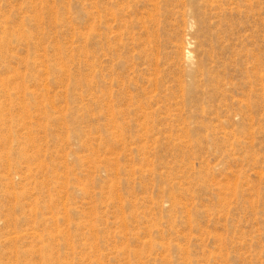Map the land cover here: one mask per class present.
Masks as SVG:
<instances>
[{
  "label": "rangeland",
  "instance_id": "rangeland-1",
  "mask_svg": "<svg viewBox=\"0 0 264 264\" xmlns=\"http://www.w3.org/2000/svg\"><path fill=\"white\" fill-rule=\"evenodd\" d=\"M0 264H264V0H0Z\"/></svg>",
  "mask_w": 264,
  "mask_h": 264
}]
</instances>
